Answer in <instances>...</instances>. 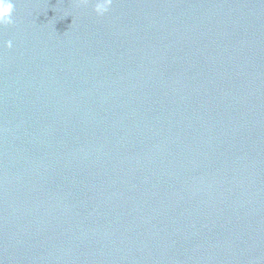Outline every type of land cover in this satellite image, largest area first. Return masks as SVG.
<instances>
[{"label": "water", "instance_id": "obj_1", "mask_svg": "<svg viewBox=\"0 0 264 264\" xmlns=\"http://www.w3.org/2000/svg\"><path fill=\"white\" fill-rule=\"evenodd\" d=\"M97 2L0 24V264H264V0Z\"/></svg>", "mask_w": 264, "mask_h": 264}, {"label": "clouds", "instance_id": "obj_2", "mask_svg": "<svg viewBox=\"0 0 264 264\" xmlns=\"http://www.w3.org/2000/svg\"><path fill=\"white\" fill-rule=\"evenodd\" d=\"M111 0H98L96 4L95 11L98 15H103L108 11V5ZM14 10V5L12 0H0V24H10L13 22L12 13ZM11 46V42H9Z\"/></svg>", "mask_w": 264, "mask_h": 264}]
</instances>
